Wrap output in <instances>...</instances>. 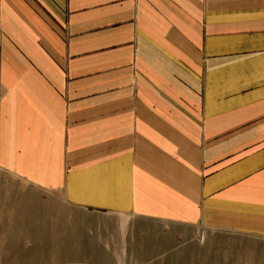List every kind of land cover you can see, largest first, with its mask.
<instances>
[{"label":"crops","instance_id":"obj_1","mask_svg":"<svg viewBox=\"0 0 264 264\" xmlns=\"http://www.w3.org/2000/svg\"><path fill=\"white\" fill-rule=\"evenodd\" d=\"M0 170L264 238V0H0Z\"/></svg>","mask_w":264,"mask_h":264},{"label":"rangeland","instance_id":"obj_2","mask_svg":"<svg viewBox=\"0 0 264 264\" xmlns=\"http://www.w3.org/2000/svg\"><path fill=\"white\" fill-rule=\"evenodd\" d=\"M0 264H264V238L72 208L0 170Z\"/></svg>","mask_w":264,"mask_h":264}]
</instances>
